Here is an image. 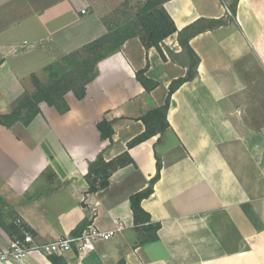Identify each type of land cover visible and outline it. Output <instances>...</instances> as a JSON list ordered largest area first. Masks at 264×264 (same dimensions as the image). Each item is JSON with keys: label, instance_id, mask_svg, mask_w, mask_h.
I'll return each mask as SVG.
<instances>
[{"label": "crops", "instance_id": "0c3cea01", "mask_svg": "<svg viewBox=\"0 0 264 264\" xmlns=\"http://www.w3.org/2000/svg\"><path fill=\"white\" fill-rule=\"evenodd\" d=\"M166 0L178 30L199 19H227L190 38L197 76L172 95L169 128L129 148L146 130L140 117L165 104L171 83L188 73L179 33L147 48L128 38L96 66L68 109L47 102L25 124L0 125V248L30 229L40 243L88 225L123 229L98 241L83 264H264V0ZM102 0H0V116L34 90L33 76L109 33ZM157 82L147 91L136 73ZM114 120L113 142L98 129ZM129 151L135 164L89 192V163ZM142 207L159 222V239L139 244L131 197L149 187ZM48 171L45 174V172ZM18 231V232H17ZM53 254L23 261L52 264ZM74 264L75 253L60 255Z\"/></svg>", "mask_w": 264, "mask_h": 264}, {"label": "trees", "instance_id": "16d2710c", "mask_svg": "<svg viewBox=\"0 0 264 264\" xmlns=\"http://www.w3.org/2000/svg\"><path fill=\"white\" fill-rule=\"evenodd\" d=\"M165 1L166 0H146L144 6L139 10L136 19L133 20L135 28L130 33L116 38L113 35L114 28L109 25V33L107 35L86 44L75 52L65 55V59L71 58L78 60V58H81V61H78V64L80 63L81 65L79 79H76V76H73L72 79H68L69 75H67L63 79H55L50 84L43 85L40 83V79L37 76H34L35 85L37 87V92L32 96L35 104H37L35 105V115L39 111L38 104L43 101L51 106H55L61 112L67 110L69 106L65 100V95L70 91H72L78 98L82 99L86 94V85L96 76L97 63L110 52L119 49L128 38L135 36L140 37L147 48L152 46L157 47L163 55V58H166V55L161 48V42H163L167 36L178 32L179 42L187 56L186 66L188 67V73L185 77L176 79L171 83L164 105L155 107L140 117V120H142L146 126V130L142 134L133 138L128 143V146L131 148L153 136L163 134L170 126L168 111L173 93L183 83L193 80L198 73L200 58L191 47L190 38L208 28L211 29L227 23V19L224 18L214 20L199 19L184 29L178 30L173 19L165 10ZM238 1L239 0H233L232 4L229 6V9L233 14L236 13ZM85 53H89L92 57H84ZM54 64L48 66L46 69L50 70V67ZM145 72V69L138 71L136 77L147 91H151L157 86V82L149 79L145 75ZM26 107L27 105L24 102L19 104V107H17L15 112L10 116L11 119L8 122H2L0 119V125L11 126L19 120L28 124L35 115L32 117L24 113ZM114 122V120L110 121L103 119L98 123L101 137L104 140H109L110 143L113 142V135L115 132L113 127ZM131 164H135V161L129 151H125L109 161L105 159L104 153L101 152L95 160L89 163L88 172L86 174V178L89 182V192L95 193L107 188L110 185L113 173L118 169ZM161 168L162 163L158 158L157 174L151 180L149 187L135 193L131 197V208L134 214L135 225L139 231V244L159 239L158 231L161 228V224L153 221L151 215L142 207L141 203L143 199L151 196L153 193L154 184L160 178ZM19 229L22 231H30V229L23 225H21ZM81 232L82 230L73 235H78ZM49 258L52 264H64L65 262L64 258L58 254L50 255ZM121 264H123V262H121Z\"/></svg>", "mask_w": 264, "mask_h": 264}, {"label": "built area", "instance_id": "2783aa9c", "mask_svg": "<svg viewBox=\"0 0 264 264\" xmlns=\"http://www.w3.org/2000/svg\"><path fill=\"white\" fill-rule=\"evenodd\" d=\"M123 228V224L119 222H116L114 228L107 230L88 225L78 235H66L44 243L38 242L31 232L26 231L22 238L11 241L9 247L0 248V263L20 262L29 253L33 252L58 255L74 252L76 257L74 264H83L84 258L95 248L98 241H106L113 238Z\"/></svg>", "mask_w": 264, "mask_h": 264}, {"label": "rangeland", "instance_id": "374dc122", "mask_svg": "<svg viewBox=\"0 0 264 264\" xmlns=\"http://www.w3.org/2000/svg\"><path fill=\"white\" fill-rule=\"evenodd\" d=\"M102 2V6L107 10V17H111L107 22L114 28L113 35L118 38L134 30L133 20L136 19L139 10L144 6L146 0H102ZM84 57L91 58L92 56L89 53H85ZM78 61H81V58L75 60L71 58L65 59L63 57L51 66L50 70L45 69V71L37 77L43 85H48L55 79H63L67 75H69L68 79H72L73 76L79 79L81 65L80 63L78 64ZM32 83L34 90L26 94L25 97L15 105L11 113L0 116L2 122H8L11 119L10 116L15 112V109L23 102L27 105L24 113L32 117L35 115V105L37 104H35L32 96L37 92V87L35 85L34 76ZM46 173L48 175V171H46L45 174Z\"/></svg>", "mask_w": 264, "mask_h": 264}]
</instances>
